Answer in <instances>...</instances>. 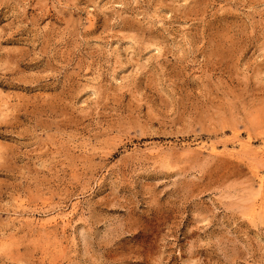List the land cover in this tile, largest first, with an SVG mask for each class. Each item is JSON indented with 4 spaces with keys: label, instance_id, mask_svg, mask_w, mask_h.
<instances>
[{
    "label": "rangeland",
    "instance_id": "374dc122",
    "mask_svg": "<svg viewBox=\"0 0 264 264\" xmlns=\"http://www.w3.org/2000/svg\"><path fill=\"white\" fill-rule=\"evenodd\" d=\"M263 176L264 0H0V264H264Z\"/></svg>",
    "mask_w": 264,
    "mask_h": 264
},
{
    "label": "bare ground",
    "instance_id": "6f19581e",
    "mask_svg": "<svg viewBox=\"0 0 264 264\" xmlns=\"http://www.w3.org/2000/svg\"><path fill=\"white\" fill-rule=\"evenodd\" d=\"M215 152H216V151H215ZM216 153H217V152H216ZM263 177H264V176H263ZM261 180H262V179H260V181H261ZM261 183H262V182H261ZM74 209H75V208H74ZM45 222H46V221H45ZM45 222H44V223H45ZM44 223H43V224H44ZM47 225H48V224H47Z\"/></svg>",
    "mask_w": 264,
    "mask_h": 264
}]
</instances>
